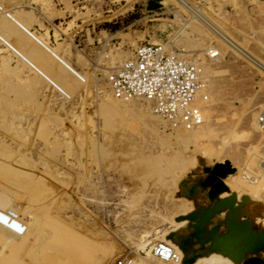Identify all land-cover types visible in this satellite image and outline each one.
<instances>
[{
	"label": "rangeland",
	"instance_id": "1",
	"mask_svg": "<svg viewBox=\"0 0 264 264\" xmlns=\"http://www.w3.org/2000/svg\"><path fill=\"white\" fill-rule=\"evenodd\" d=\"M143 2L0 0V264H264V0ZM142 41L202 65L199 125L112 95Z\"/></svg>",
	"mask_w": 264,
	"mask_h": 264
},
{
	"label": "built area",
	"instance_id": "2",
	"mask_svg": "<svg viewBox=\"0 0 264 264\" xmlns=\"http://www.w3.org/2000/svg\"><path fill=\"white\" fill-rule=\"evenodd\" d=\"M105 77L114 97L146 98L155 113L172 123L191 127L202 120L200 107L195 103L203 83L198 62L164 42H138L130 56L113 66ZM202 96L206 98L204 93ZM256 122L264 132V109L257 113ZM151 250L162 259L176 257L164 243L152 244Z\"/></svg>",
	"mask_w": 264,
	"mask_h": 264
},
{
	"label": "crops",
	"instance_id": "3",
	"mask_svg": "<svg viewBox=\"0 0 264 264\" xmlns=\"http://www.w3.org/2000/svg\"><path fill=\"white\" fill-rule=\"evenodd\" d=\"M160 0H144L143 7H146L148 10H154L159 7Z\"/></svg>",
	"mask_w": 264,
	"mask_h": 264
},
{
	"label": "bare ground",
	"instance_id": "4",
	"mask_svg": "<svg viewBox=\"0 0 264 264\" xmlns=\"http://www.w3.org/2000/svg\"><path fill=\"white\" fill-rule=\"evenodd\" d=\"M198 62V65H199V67H200V77H201V79H202V84H201V87L205 84V80H204V77H203V68H202V65L199 63V61H197ZM197 94V93H196ZM134 98V97H133ZM133 98H130V99H133ZM135 98H138V97H135ZM119 99V98H118ZM130 99H127V100H130ZM146 99V98H145ZM122 100V99H121ZM127 100H125V101H127ZM201 110V109H200ZM157 114V113H156ZM157 115H159V114H157ZM160 116V115H159ZM201 116H202V112H201ZM162 117V116H161ZM201 122H202V120H201ZM201 122H199L198 124H195V125H193V126H191V127H185V128H193V127H195L196 125H199ZM178 125H180V124H178ZM182 126V125H181ZM184 127V126H183Z\"/></svg>",
	"mask_w": 264,
	"mask_h": 264
}]
</instances>
